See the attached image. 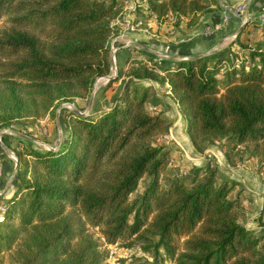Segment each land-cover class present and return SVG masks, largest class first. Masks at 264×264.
Returning <instances> with one entry per match:
<instances>
[{"label": "trees", "instance_id": "trees-1", "mask_svg": "<svg viewBox=\"0 0 264 264\" xmlns=\"http://www.w3.org/2000/svg\"><path fill=\"white\" fill-rule=\"evenodd\" d=\"M143 1L133 20L170 16L173 25L194 24L216 4ZM121 12V0H0V128L88 97L109 71L108 39ZM252 24L260 37L239 40ZM240 31L232 40L245 56L238 62L230 48L166 64L128 56L106 81L121 80L109 107L67 111L55 148L14 135L20 145L10 147L16 170L0 216V264H108L106 244L116 242L148 253L139 264H158L162 255L172 264H264L261 235L241 222L247 208L230 195L236 179L206 160L162 186L170 154L157 139L171 121L148 107L158 96L138 83H166L195 150L219 140L227 164L257 157L264 172V22L248 18ZM143 176V190L130 198Z\"/></svg>", "mask_w": 264, "mask_h": 264}, {"label": "rangeland", "instance_id": "rangeland-1", "mask_svg": "<svg viewBox=\"0 0 264 264\" xmlns=\"http://www.w3.org/2000/svg\"><path fill=\"white\" fill-rule=\"evenodd\" d=\"M135 1H136L135 3H137L136 7L140 5H144L143 0H135ZM237 1H239V4L243 5V2L245 0H237ZM231 2H236V0ZM128 5H129V0L128 1L121 0L122 12L118 17L116 16L112 20V24L116 25L117 27L108 39L109 55L111 59L113 57L112 55L115 52L112 51V46L115 43H113V45L111 46L110 42L112 38H114L117 34L122 35L123 32L127 30L142 31L143 29L144 33H146L149 37H153L154 36L153 33L154 32L157 33L158 30H160V28L156 26V24H152V19H149L147 21L138 20L139 22H137L136 26L133 27V29H129V25H131L132 23L128 22L124 24L122 20L125 12H128V9H126ZM258 11L248 14L249 15L248 17L251 18L255 23L256 20L253 19L252 16H254ZM132 15H133L132 17L134 18V14ZM184 19L186 18H183V21H185ZM166 21H168L167 24L168 26L170 25V28L177 27L180 24L179 22L177 25H173L172 17L170 16L166 19ZM1 22L2 21L0 19V23ZM243 24L244 23H242V25ZM249 32L253 33L252 37L253 36L256 38L260 37V29L256 24L246 25V28L244 30L246 40L243 41H248L250 40V38H252L248 36ZM234 53L237 56V59H235L236 62H238L239 59L245 57L242 54L241 50L238 53L237 52ZM139 58L146 59L148 64H152V59L148 60L145 55L144 56L142 55ZM153 58L155 61L158 62L156 57ZM222 69L219 71V75L221 74ZM106 74H113L111 67H109V71ZM113 75H115V73ZM96 78H98V80L97 82L95 81L93 86L91 87L88 97L86 98L74 97L72 101H60L52 108L50 112L38 116L34 120L23 118L13 124H10L9 126H4L0 128V143L7 146L8 149L10 150V151H5L3 147L0 145V216L4 209V198L11 195L14 188L13 187L14 185L11 186V182H12L11 180L13 178L15 171L13 175L10 173H12L14 162H16V157L11 148L15 147V145L18 148L20 145V144L18 145V143L16 142L17 141L16 137L14 136L18 133L12 130H15L23 134L20 136L23 137L24 143L30 144L33 147L39 149L55 148L58 145V142L61 139V137H64L65 135L62 122L64 118H66L67 111L72 110V107L77 108L80 111V113L83 115L92 114L98 112L101 109H105L109 107L111 103V98L113 97L114 93L117 91L118 85L120 84L121 80L120 78H118L112 81L109 85H106L107 79L104 75L98 76ZM143 79H147V81L149 80L150 82L157 83L156 85H158L159 87L160 95H162V93H164V90H166L165 89L166 83L164 84L159 83L156 80L153 79L151 80L148 78H143ZM138 83L141 84V82ZM141 85L148 86L151 89H153L155 92V89L152 86V84L144 85L142 83ZM171 103L172 102L168 101L165 97H158V101L154 105L148 106L149 108L160 111L161 113L166 115L171 121L167 133L161 135L157 139L159 143H162L164 147H166L169 150V154H170L169 161L166 165V171L162 174L160 178V183L162 184V186L167 182L168 180L167 177L170 176L171 174L175 172L180 174H185L192 165H199L206 160H210V162L215 163L218 168V171L221 174L230 177L229 174L226 172V168L222 167L221 163L219 164V161H216L217 158L220 161H225L222 151L218 146L219 140H214L208 143V145L204 147L202 152L197 150H195L194 153L188 151V148L186 147V145H188V141H187L188 138H186L187 134H185L186 133L185 119L179 113L177 106ZM2 134H8V136L2 137ZM241 163H243L244 166L243 169H246L247 172L250 169H253V171L256 172V173L254 172L255 174L258 175L255 176L256 180L261 181V179H264V172L261 171L258 167L259 159L257 157H243L241 160L238 161L236 160L234 164H228V166L236 167V165H240ZM145 181H146L145 176L141 177L138 180L135 189L129 194L130 198L135 197L138 193H140L143 190ZM237 182H238L237 185H235L233 189L230 191V195H234L238 193L239 197L242 199V202L247 208V214H248L249 211L248 205L250 206L254 205L256 207L257 204L253 201V197L249 196L246 193V188L243 186V182L239 180H237ZM256 211L257 212L255 213V215H257V217L254 218L255 222L251 224L249 222V219H246L247 214L244 220H242L241 222H243L244 225L252 233H254V235L256 236L261 235L259 242L264 243V207L262 206L260 209ZM93 230L94 233L97 235L98 230L97 229H93ZM106 248L108 250L106 257V261L108 264H139L140 262H142V258H146L147 260H150L149 254L141 252L136 245L128 247V246H124L123 244H120L119 242H116L112 244H106ZM136 257H138V259H136ZM158 264H172V262L167 258L166 255H162V259L159 260Z\"/></svg>", "mask_w": 264, "mask_h": 264}, {"label": "crops", "instance_id": "crops-1", "mask_svg": "<svg viewBox=\"0 0 264 264\" xmlns=\"http://www.w3.org/2000/svg\"><path fill=\"white\" fill-rule=\"evenodd\" d=\"M231 1L235 0H216V4H210V9L204 12L198 21L191 25H185L184 21H181L179 26L170 28V25L168 26L167 24L168 21L165 20L158 23L152 18V24H156L160 28L157 33H153V37H149L144 33L143 29L142 31L127 30L122 35L117 34L110 42L111 46L115 43L112 46V51H115L113 54L114 68L112 71L114 73L116 71L120 72L126 64L128 56L130 58H139L142 55L154 56L160 64H166L169 60L181 58L183 55H207L213 57L220 54L225 48H230L231 51L238 53L241 49L232 40L242 27L240 17L245 13L248 15L263 9L264 0H245L243 2V10L240 13L234 11L231 7V4L239 3V1ZM135 2V0H129V5L126 8L128 12H125L122 19L124 24L126 21L137 24L138 19L133 20L132 17L133 10L137 5ZM224 15L227 16L226 22H222ZM245 28L246 26L240 31L238 36V39L241 41L246 40L244 34ZM97 80L98 78L96 82ZM138 82L144 85L152 84L158 97H165L168 101L172 102L171 104L176 106L170 98L168 90H164L162 95L159 94L157 83L147 81V79H141ZM187 141L188 145L186 147L188 151L194 153L195 148L188 139ZM216 161H219V164L221 163L222 167L226 168V172L230 177L233 176L236 180L243 182L246 193L253 197V201L257 205L256 207L248 205L249 211L246 218L252 224L255 222L254 218L257 217L255 215L256 210L262 206L264 207V179H261V181L256 180L255 176H258L255 174L256 172L253 169L247 172L246 169H243V163L232 167L218 158ZM13 184L11 182V186Z\"/></svg>", "mask_w": 264, "mask_h": 264}, {"label": "built area", "instance_id": "built-area-1", "mask_svg": "<svg viewBox=\"0 0 264 264\" xmlns=\"http://www.w3.org/2000/svg\"><path fill=\"white\" fill-rule=\"evenodd\" d=\"M231 7L234 9V11L236 12H242L243 10V5L242 4H239V3H236V4H231ZM249 15H247L246 13L240 17V21L241 23H244L249 17ZM253 19H255L256 21L258 22H264V8L259 10L254 16H252ZM226 19H227V16L224 15L223 18H222V22H226ZM139 22V21H137ZM136 22V23H137ZM126 23H128V21H126ZM136 24L132 23L131 25H129V29H133V27H135ZM253 33H250L249 32V37H252ZM188 56L186 55H183L181 56L182 59L184 58H187Z\"/></svg>", "mask_w": 264, "mask_h": 264}, {"label": "water", "instance_id": "water-1", "mask_svg": "<svg viewBox=\"0 0 264 264\" xmlns=\"http://www.w3.org/2000/svg\"><path fill=\"white\" fill-rule=\"evenodd\" d=\"M238 30H239V29H238ZM112 56H113V55H112ZM195 56H198V55H195ZM110 67H111V69L114 68L113 57H112L111 62H110ZM113 74H114V72H113ZM113 74H105L104 76L106 77V79H109V78H111V77L113 76ZM95 80H96V79H95ZM95 80H94V82H95ZM94 82H93V84H94ZM93 84H92V86H93ZM89 98H90V97H89ZM72 110L75 111V112H79V113H80V111H79L77 108H75V107H72ZM12 131L18 133L19 135H23V134H21V133L15 131V130H12ZM0 145L3 147V149H4L5 151H10V150L8 149L7 146H5V145H3V144H1V143H0ZM15 169H16V162H14L13 170H12V173H11L12 175H13Z\"/></svg>", "mask_w": 264, "mask_h": 264}]
</instances>
